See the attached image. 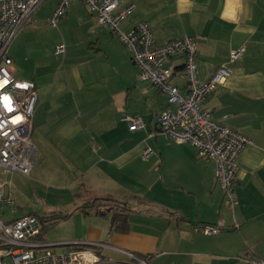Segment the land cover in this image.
<instances>
[{"label": "crops", "instance_id": "1", "mask_svg": "<svg viewBox=\"0 0 264 264\" xmlns=\"http://www.w3.org/2000/svg\"><path fill=\"white\" fill-rule=\"evenodd\" d=\"M59 1H44L8 46L13 76L35 85L30 136L36 161L29 176L3 173V197L13 204L1 205V221L39 216L19 212L27 205L45 217L75 211L59 226L63 239L48 241L38 235L36 241L51 245L34 251H73L54 250L71 244L77 247L74 251L102 255L104 264H136L144 258L148 264L264 261V0H127L135 10L119 26L128 32L145 22L157 45L194 37L201 81L222 65L228 68L229 77L205 99L203 108L252 141L238 158V202L233 207L214 179L213 161L201 157L191 144L158 132V117L170 107L166 96L139 80L131 54L96 23L82 0H70L57 27L49 25ZM76 26L89 43L80 56H74ZM61 42L67 43L64 61L53 73L54 49ZM239 46L245 53L230 63V51ZM171 62L181 70L179 57ZM173 81L184 89V80ZM128 117H139L144 128L129 130ZM147 148L151 153L143 158ZM19 176L27 180L10 192ZM28 193L36 196L35 205L27 201ZM105 199L131 209L128 231H113L111 208L92 207L90 214L76 211ZM202 225L219 232L196 233Z\"/></svg>", "mask_w": 264, "mask_h": 264}, {"label": "built area", "instance_id": "2", "mask_svg": "<svg viewBox=\"0 0 264 264\" xmlns=\"http://www.w3.org/2000/svg\"><path fill=\"white\" fill-rule=\"evenodd\" d=\"M46 0H0V170L5 176L19 173L29 176L35 165V147L31 140V120L37 105L35 85L31 81L17 79L10 71L12 60L8 46L32 13ZM70 0H60L49 18V25L57 23L65 15ZM86 10L96 23L106 27L131 54L133 64L139 69V80L150 84L164 94L170 106L159 115L158 132L178 143L191 144L197 153L213 161L214 179L224 200L231 207L237 204L234 191L239 172L238 158L242 150L252 143L223 121H215L203 108L205 99L222 85L230 72L220 66L209 80L201 81L197 71L196 40L183 36L164 44L154 43L151 27L140 22L130 31L123 32L119 26L135 10V4L127 0H82ZM239 46L230 51L229 62L239 60L245 53ZM65 53L63 43L54 49L59 59ZM182 60V68L176 71L173 58ZM184 80V89L173 80ZM185 90L184 94L181 91ZM226 116L223 117V119ZM129 130H140L144 123L139 117H128ZM151 153L147 148L142 157ZM0 185V206L11 205L3 197ZM13 210V208H12ZM41 223L36 215L25 214L5 223L0 219V264H104L107 259L90 251L42 253L34 249L49 248L51 244L36 241ZM204 236L215 235L219 228L202 225L194 230ZM136 264H148L136 259ZM244 264H264L262 260H247Z\"/></svg>", "mask_w": 264, "mask_h": 264}, {"label": "rangeland", "instance_id": "3", "mask_svg": "<svg viewBox=\"0 0 264 264\" xmlns=\"http://www.w3.org/2000/svg\"><path fill=\"white\" fill-rule=\"evenodd\" d=\"M78 27L80 28V26H76V28H75V38H76V40H77V42H78V53H77V55H76V52L74 53V56H80L81 54H82V52H85V49L84 48H86L87 49V46H88V41L86 40V37L84 36V34H83V32H80V30L78 29ZM68 38L69 39H73L72 38V35H71V32H69L68 33ZM61 43H63L64 45H66L67 46V43H64V42H61ZM60 43V44H61ZM104 44H106V41L104 40ZM104 46H106V45H104ZM68 53H69V51H68ZM54 54V53H53ZM69 56H70V53H69ZM64 57H65V54L64 55H62L61 57H59V59H56L55 57H54V60H55V64H57V66L54 68V70H52L53 71V73H56L57 71H59L60 70V66L63 64V61H64ZM30 70V69H29ZM137 73H138V71H137ZM19 79H24V78H19ZM24 80H26V78L24 79ZM31 140H32V142L34 141V139H33V137L31 136ZM2 171H0V182H2V181H4V178H5V176H4V174L3 173H1ZM20 178H19V181H18V184H16V180H14L13 181V183L10 185L11 186V189H10V192H12L16 187H20V184H21V182H22V180H24V179H26L27 177H24V176H19ZM7 178V177H6ZM27 180V179H26ZM9 182V177H8V179H6V182ZM10 182H12V181H10ZM31 184V183H30ZM35 187L37 186L36 184L34 185ZM18 190H20V189H18ZM28 189H26L25 191H27ZM24 191V192H25ZM39 192H41V194H43L42 193V191L39 189ZM12 197L14 198L15 196L13 195V193H12ZM24 197H25V193H24ZM24 197H23V199H24ZM27 197V201L28 200H30L31 201V203L32 204H34V202H33V200H35V198H36V196L33 194V193H28V195L26 196ZM14 200H15V202H16V199L14 198ZM57 200L58 199H56V202H57ZM36 201H37V199H36ZM27 204H28V202H27ZM49 205L51 204V203H48ZM35 205V204H34ZM70 207V209H68L69 211L70 210H72L73 209V207H71V206H69ZM34 208L33 207H31V205H27V206H25V208L24 209H22V210H19V212L21 213V212H23V211H25V212H28V211H32V212H35V213H37V214H39V216H41L42 218H44V219H46L45 218V214L44 213H41V212H38V211H35V210H33ZM107 209L110 211V208H108L107 207ZM1 211H2V213H3V215H2V217L4 216V214H5V212L3 211V210H5V207L4 206H1V209H0ZM64 210H67V209H65L64 208ZM67 210V211H68ZM91 209L89 208V214L91 213V211H90ZM62 211H63V209H62ZM53 212H55V211H53ZM107 216H109V215H107L106 214V216H104V217H107ZM104 217H102V219L104 218ZM70 218V217H69ZM69 218H67V219H65V220H68ZM101 219V218H100ZM46 220H44L43 221V224L45 225V224H47V222H45ZM63 223H66V221H64V220H62V221H60V222H58V223H56V224H53L52 226H50V227H47L45 230H43L42 231V237L45 239H47L48 241H51V240H56V239H63V237H61V236H63V235H65V234H61L62 233V231H61V227H59V226H61V225H63ZM70 223H72V222H70ZM65 225H67V224H65ZM40 236V237H41ZM71 247V248H70ZM68 248H70L71 250H76V248L74 247V246H71V244L70 245H62L61 247H57V248H54V250H64V249H68ZM84 248V247H83ZM85 248H90L91 250L93 249V247H85ZM62 252H66V251H62Z\"/></svg>", "mask_w": 264, "mask_h": 264}, {"label": "trees", "instance_id": "4", "mask_svg": "<svg viewBox=\"0 0 264 264\" xmlns=\"http://www.w3.org/2000/svg\"><path fill=\"white\" fill-rule=\"evenodd\" d=\"M101 208V207H109L113 210V213L111 215V228L113 231L117 232H126L129 230V224H128V217L129 213L131 212V209L126 206V204L118 203L113 200L105 199V200H96L92 203V205H86L85 207L78 208L76 211H81L84 214H87L89 211V208ZM75 211H72L70 213H64V212H57L52 213L45 217L46 219L42 218L41 216H37L39 219V222L41 223V229H40V236L42 235V231L45 230L47 227L52 226L55 223H58L62 220L65 221V219L71 217ZM97 214H102L101 211H98ZM46 220L47 224H43V221ZM42 238V236L40 237ZM144 260H147V258H144Z\"/></svg>", "mask_w": 264, "mask_h": 264}]
</instances>
